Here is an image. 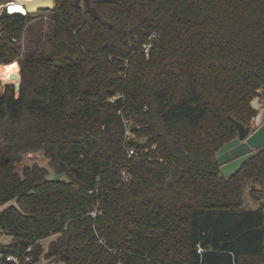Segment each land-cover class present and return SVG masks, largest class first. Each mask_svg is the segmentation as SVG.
I'll return each instance as SVG.
<instances>
[{"label":"trees","instance_id":"obj_1","mask_svg":"<svg viewBox=\"0 0 264 264\" xmlns=\"http://www.w3.org/2000/svg\"><path fill=\"white\" fill-rule=\"evenodd\" d=\"M90 4L99 19L54 0L47 47L37 37L22 57L36 15L0 14L2 83L18 87L0 91V231L11 237L0 252L31 246L17 264H264V210L242 205L246 182L264 188V146L227 177L216 156L237 135L229 116L257 114L264 0ZM29 152L65 179L38 163L19 172Z\"/></svg>","mask_w":264,"mask_h":264},{"label":"water","instance_id":"obj_2","mask_svg":"<svg viewBox=\"0 0 264 264\" xmlns=\"http://www.w3.org/2000/svg\"><path fill=\"white\" fill-rule=\"evenodd\" d=\"M24 7L29 14H35L39 11H47L53 8L54 0H22ZM83 3L88 13L96 19L100 18L99 12L91 6L90 0H74L75 4ZM1 32V28H0ZM11 76V75H10ZM19 86V85H18ZM264 92V82L261 86ZM18 90V87H16ZM256 128L251 125H244L238 120L229 116L231 123L235 126L237 135L226 142L216 152L217 162L220 164V171L223 176H230L238 172L242 163L251 157L255 150L264 146V115L259 116ZM137 144H144L145 139L134 140ZM254 188V185H252Z\"/></svg>","mask_w":264,"mask_h":264},{"label":"rangeland","instance_id":"obj_3","mask_svg":"<svg viewBox=\"0 0 264 264\" xmlns=\"http://www.w3.org/2000/svg\"><path fill=\"white\" fill-rule=\"evenodd\" d=\"M3 0H0V2H2ZM81 4H83L81 2ZM3 11L1 10L0 8V14L2 13ZM35 17H33L25 26V33L22 35L21 37V45H22V54H21V57L23 56L24 52L27 51V47L30 46V47H34V44H35V38L39 37V41H40V45L42 47H47V44H48V38H49V29H50V25H51V19H50V15L48 14L47 11H39L37 13H35ZM30 35H27L28 34V29H30ZM33 39V40H31ZM9 64H13L17 67V69L19 70L18 68V64L16 62H12V63H9ZM8 67V73L10 72L9 69L11 67V65H6ZM12 68V67H11ZM9 79V78H8ZM15 83V82H14ZM6 84H12L14 85L13 83H2L0 81V91H3V88ZM15 86V85H14ZM16 88V86H15ZM262 89L260 88L259 89V95L254 97L251 101V105H255L257 107L256 111H257V114L251 119V122L249 125L252 126V128H256V117L258 114H260L261 112L263 113L264 111H262V107H261V104L264 106V95L262 94ZM256 101H258L257 104ZM258 122V121H257ZM126 134L128 137H130V132L128 130V126H129V122H126ZM259 123V122H258ZM33 163H38L39 165L41 166H44V167H47L49 168V164H48V159L45 158L41 152H29V153H26L23 155V158H22V161L20 164L17 165V170L19 172H21V168L24 166V165H32ZM50 177L51 178H60V179H65V176L64 175H56L50 168ZM252 185L254 184H251L250 181L246 182L245 184V187H244V192H243V203L242 205L245 207V208H258V207H261L263 210H264V188L262 187L261 184H257V185H254V189H261V193L260 194H257V200H254L250 194V191H251V187ZM10 235H8L7 233L3 232V231H0V244H6L10 241ZM50 239H44L41 241L42 245H43V251L46 250V247H47V244L49 242ZM47 263V260L44 258L43 255H41L38 259L37 262H35V264H46Z\"/></svg>","mask_w":264,"mask_h":264},{"label":"built area","instance_id":"obj_4","mask_svg":"<svg viewBox=\"0 0 264 264\" xmlns=\"http://www.w3.org/2000/svg\"><path fill=\"white\" fill-rule=\"evenodd\" d=\"M16 0H3L2 2H0L1 5V10L2 11H6L7 13H21L23 15H25L27 12H21V11H9L10 8V4L15 2ZM21 5L24 7V3H21ZM138 152L135 149H130L128 150V156H137ZM31 251V246H28L24 252L22 253L21 257L15 256V255H3L0 252V264H8V263H19L21 259L25 260V261H31V255L29 254V252ZM201 250L198 249V252H200Z\"/></svg>","mask_w":264,"mask_h":264},{"label":"bare ground","instance_id":"obj_5","mask_svg":"<svg viewBox=\"0 0 264 264\" xmlns=\"http://www.w3.org/2000/svg\"><path fill=\"white\" fill-rule=\"evenodd\" d=\"M21 3H24L22 0H16L15 2L11 3L9 6L11 8H19L21 12H27L25 7L21 5ZM1 8V5H0ZM14 12V11H13ZM5 76H8V67L6 65L0 64V81H5Z\"/></svg>","mask_w":264,"mask_h":264},{"label":"crops","instance_id":"obj_6","mask_svg":"<svg viewBox=\"0 0 264 264\" xmlns=\"http://www.w3.org/2000/svg\"><path fill=\"white\" fill-rule=\"evenodd\" d=\"M262 91V90H261ZM262 94L264 95V92L262 91ZM258 101H256V103H257ZM257 104H259V103H257ZM256 109H257V107L255 106V105H253ZM261 107H262V111H264V106L261 104ZM264 115V112L262 113H260V114H258V117L259 116H263ZM258 118H256V122H255V124L257 125L258 124Z\"/></svg>","mask_w":264,"mask_h":264},{"label":"snow or ice","instance_id":"obj_7","mask_svg":"<svg viewBox=\"0 0 264 264\" xmlns=\"http://www.w3.org/2000/svg\"><path fill=\"white\" fill-rule=\"evenodd\" d=\"M20 9L19 8H9V11L12 12V11H19ZM10 71V69H9ZM5 79H7V76H5Z\"/></svg>","mask_w":264,"mask_h":264}]
</instances>
